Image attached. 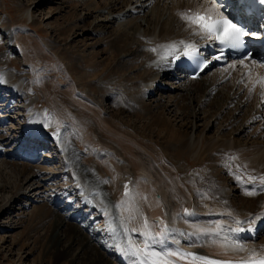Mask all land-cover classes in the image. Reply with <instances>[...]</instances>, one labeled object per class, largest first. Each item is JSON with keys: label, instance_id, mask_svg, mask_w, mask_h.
<instances>
[{"label": "bare ground", "instance_id": "obj_1", "mask_svg": "<svg viewBox=\"0 0 264 264\" xmlns=\"http://www.w3.org/2000/svg\"><path fill=\"white\" fill-rule=\"evenodd\" d=\"M58 1L41 17L60 10L66 0ZM31 3L33 0L21 9L7 43L9 47L16 45L27 63L26 74L22 75L26 85L21 84L23 81L18 83L0 65V127H3L0 128V155L12 168L28 171L27 174L35 179L33 184L37 195L43 197L40 198L43 204L38 208L41 211L39 216L43 215L42 220L49 226L42 233L36 231L35 238H31L38 243L35 245L38 248L35 264H60L73 244L78 245L80 251L66 259L64 264H134V261L138 264V259L130 253L141 250L142 256L146 250L142 234L148 232L155 236L162 229L165 233L163 243L153 245L157 251L178 249L233 264L264 257V236H259L264 230V63L256 57L255 63L252 59L245 61L244 65L230 61L210 72L202 71L198 79H191L174 69L170 61L174 52L182 51L188 45L199 47L206 39L200 27L189 23L182 15H187L190 10L191 14L198 11L217 16L223 14L220 5L214 0H76L73 3V6L80 3L88 11H105L118 24L131 29L132 40L142 47L139 49L144 55L141 53L140 58L132 60L135 64L130 69L131 77L126 80L120 76L105 79L106 85L101 82L107 92L115 91L111 100H121L120 109L128 112L124 117L133 114L140 122L144 118L138 113L150 112L156 107L165 108L173 101L180 102V111L174 112V119L181 121L183 127L189 126L190 132L179 152L195 158L206 152L211 163L198 171L199 175L207 173L209 188L204 190L202 185V195L197 191V202L192 203V191L189 190L196 183L200 188V181L189 178L184 181L182 166L166 160L169 154L164 150L165 138L145 143L140 139L142 135L135 132V126H131L129 118L125 119L127 124L119 123L117 127V120H122L121 113L113 115L101 111L97 101L85 94V90L98 92V74L105 73L103 77H109L113 69L107 72L102 67L110 62V58L114 60L125 55H119V47H115L122 42L121 49L124 50L125 46L127 49L128 35H115L109 52L105 48L94 51L97 42L89 41L80 21H76L70 25V32L64 39L75 36L74 43L92 48L93 53L88 56L78 54L77 61L66 66L55 49L46 47L37 38L39 32L35 24L40 21L31 15ZM40 4L42 1L37 0L31 9L37 10ZM118 4L121 9L116 12ZM160 19L164 23L159 25ZM80 61L84 64L83 69L78 65ZM118 70L122 71L121 67ZM73 75L77 80H82L83 75V82L71 83ZM194 83L199 85L194 86ZM163 84V90L169 89L170 93L166 92L168 99L161 103L162 93L156 96L152 91L159 90ZM29 89L35 91L36 98L26 96ZM175 91L178 93L172 95ZM198 92L194 106L201 108L207 104L208 108L202 113L189 106ZM146 97L149 98L147 102ZM38 104L47 108L55 127L50 126L49 118L42 115ZM148 118L141 124L146 122L155 126L161 123L160 119ZM200 119L204 123L194 135L192 130L196 127V120ZM45 123L48 127L43 126ZM211 124L216 131L207 135L205 129ZM53 128L57 129L53 131ZM45 142L49 143L50 150L56 146L62 155L61 162L68 168L71 183L61 180L62 183L55 186L58 173L49 172L39 164L53 158L59 161L60 155L47 156V150H43L45 158L35 160ZM175 153L174 150L176 158ZM5 158H17L18 161L7 159L9 162ZM62 173L65 174L60 171L59 175ZM238 176L244 179L239 180L240 183L236 181ZM45 185L48 188H44ZM125 185L128 186L127 195ZM236 191L237 196L234 195ZM249 191L253 194L247 195ZM16 193L20 194H15L13 202L8 201L9 206L24 204L20 197L25 196L26 191L21 184L16 187ZM4 211L1 208L0 213ZM77 217L92 229L87 231L79 226L73 221ZM236 221L242 223L238 225ZM235 228L244 230L228 231ZM60 231L68 237H64L67 243L63 245L60 244L63 240ZM30 244L32 242L23 241L19 246L23 250V246L31 248ZM30 248H24L26 256L30 255ZM107 251L114 252L117 261L109 260ZM17 259L21 264L22 258ZM163 259L169 264H200L190 257L165 256Z\"/></svg>", "mask_w": 264, "mask_h": 264}, {"label": "rangeland", "instance_id": "obj_2", "mask_svg": "<svg viewBox=\"0 0 264 264\" xmlns=\"http://www.w3.org/2000/svg\"><path fill=\"white\" fill-rule=\"evenodd\" d=\"M36 1L37 0H33V3H31V5H29V9L32 11L31 15L33 16V18L34 19L38 18L40 21L39 24H35V28L39 32V34L37 35V38L40 41H42V43H45L46 47L55 49L57 55L59 54V57H61L60 59H61L62 63L66 66H69L70 63H75V61H77L78 57H80V56H77L78 54H80V55L85 54L88 56L89 54L93 53V50L96 51V50H101L104 48L106 49L107 52H109L110 47L114 44L113 37L115 35L116 36L128 35L129 40L127 42V46H128L127 49H126V46H125L124 50L121 49L122 42L120 43V46L115 47V48L119 47L118 52H117L119 55L122 53H125V55H121L122 57L121 56L115 57L114 60H112L110 58V62H108V64L103 65L104 67H102V68H105L104 71H107V72L109 71V69H113V71L109 72V74H110L109 77L108 76L103 77L102 74H105V73L98 74L99 76H97V77H98V79H100L98 81V84H100V87L97 88L98 94L93 93L90 90H85V94H87V96L91 100L97 101V103L99 105L98 107L102 108L101 111L103 110L105 113L113 114V115L116 112L118 114L121 113L120 116L122 115L121 116L122 120H119V121L117 120V122H118V124L116 125L117 127H119V123H122V124L126 123L125 119L129 118L130 121L132 122L131 126H133V127L135 126L134 127L135 132L137 131L142 135L143 138L140 137V139L142 141H144L145 143H149V142L154 143V142H158L157 140L160 139V137H162L163 139L165 138L164 142H163L164 145H163V143H162V145L164 147L165 146L166 147L165 148L163 147V148L166 151L167 155L169 154L168 157H170L171 155L174 156V158H171L172 156L170 158L167 157L166 160L169 162V159H170L171 161L178 163L179 167L182 166L181 169L183 170V172L185 171L182 174V176L184 175L183 176L184 181H187L188 178H189V180L194 181V182H198V181L201 182L202 181L201 183L199 182L200 188H198L196 186L197 185V183H196V185L193 188H191V190H189L190 193L192 191L190 201L192 203H196L197 199L199 197V196H197V194L200 193V195H202L200 192L202 185H203L204 190L208 189L209 185H210V183L206 184V182H208V180H206L207 179V176H206L207 173L205 175L204 174L199 175L198 171L201 168L209 167L211 165V163L209 162V159L207 158L208 155L206 152L202 153L201 156L198 158H195V157L191 156L190 154H183L182 155V153L179 152L180 149L182 148V142L184 141L186 135L189 134V132H190L189 126L183 127V124H181V121H178L177 118L174 119L175 118L174 112L180 111V108H181L180 102L173 101L169 106H165V108H157L156 107L155 109L151 108L150 112L146 111V112L138 113L140 116H143L142 118H144V119L141 118L143 120V122L148 117H149L148 119H150L151 117L154 119H160V121H161L160 124L155 125V126H149L146 122H145V124H141L142 120L139 122L138 119H136L135 115H133V114L131 116L124 117L123 116L124 113H128V112H125V111L123 112L122 109H120L121 108L120 107L121 106L120 105L121 100H114V101L111 100V97L114 96L115 91H112L113 93L107 92L108 90L105 89L106 86H105V88L101 87V82H104L105 79L116 78L117 76H120V78L122 80H124V79L126 80V78H128L129 76L131 77L133 75V73H132V70H130V69H132L133 65L135 64V61L133 62L132 60L137 59V57L140 58V56L144 55V53L141 52L143 50L139 49V47L140 48H142V47L138 43H135L132 40L133 34H132L131 29L124 28L123 25L118 24L117 21H115L114 19H111L110 15L107 14L105 11H88V10H85L83 8V6H81L80 3L77 4V6H73V3L76 2V0H66L65 3H63L64 5H62L63 7L60 10L58 9V11H56L54 13H51V14L49 13V14L45 15L44 17H41V16H43V14H45L49 10L53 9L56 6L55 4L57 3L58 0H54V1L53 0H41L42 4L39 5V8L37 10H33L31 8L35 4ZM108 1H110V0H108ZM29 2H30V0H0V65L2 66V67L1 66L0 67L2 69L7 70L6 72H9L15 80L17 79L18 83H21V81H23L21 83L23 85L24 84L26 85V80L24 81L22 79V77L26 74L25 71L28 69L27 63L22 59V56L19 53L16 45L9 47V46H7V43L9 41L10 33L13 32L12 28L18 22L21 9L24 8L26 5H28ZM80 2L83 3L82 1H80ZM75 7H77V8L75 9ZM115 8H116L115 11L117 12L119 9H121V6H119V4H118L115 6ZM40 11H41V13H40ZM69 12H71V13H69ZM65 13L66 14L68 13V17L66 16ZM86 13H87V16L84 17V15ZM70 17L74 18V21ZM78 18H79V20H76ZM76 21H80L79 23H80V25H82V28L84 29V31L83 30L82 31L87 34V37H88L87 39H89V41H96L97 42V44L93 47V50H92V48L82 47L81 44H79V43H74L73 40H74L75 36L71 35L67 40L64 39V37H66V35L70 32L69 31L70 25L74 24ZM163 21H164L163 19H160L158 24L160 25V24L164 23ZM160 22H162V23H160ZM30 26L34 28V25L30 24ZM128 30H130L131 32ZM159 30H161V29H159ZM32 33H34V32H32ZM87 39H86V41H87ZM128 48H129V50H128ZM141 53H142V55H141ZM112 56H114V55L112 54ZM63 61H65V62H63ZM81 62L82 61H80V63H78V65L80 66V68L83 69L84 64ZM117 67L118 68L121 67L122 71L118 70ZM114 69L115 70L117 69V71H115ZM211 70H212V68L207 70L206 72H208V71L210 72ZM207 76H210V74H208ZM83 80H84L83 75H82V80H77L73 75L71 78V83H72V81H77L79 83H82ZM164 81H167V80L165 79ZM169 81H171V80H168V82ZM104 84H105V82H104ZM193 85L198 86L199 83H197V84L194 83ZM147 86H148V84H147ZM160 87L161 88L159 90L157 89L156 91H152V93L155 92L156 96H158L159 94L162 93L160 95L162 97L161 103H164L168 99L167 97H165V94H166V92L170 93V91H169V89L166 92L163 90L165 87L164 84L161 85ZM26 93H27L26 96H28L30 98H36L37 97L34 90L29 89V92L27 91ZM177 93L178 92L175 91L171 94L175 95ZM191 94H193V92H191ZM199 94H200L199 92L195 93V98H193L194 100L192 101L191 105H189V106L190 107L193 106L192 109L194 111L202 113L206 109H208V108H206L207 104L202 105L204 107L201 106V108H199L198 106H194L195 105L194 103H196V99H198ZM148 96H150V94ZM183 97L186 98L187 94L184 93ZM145 100L147 102L149 100V98L146 97ZM150 100H152V99H150ZM232 106L233 105H231L229 107L230 110H231ZM37 108H39L40 110L42 109L41 110L42 115H44L47 119L49 118L48 120L50 121L51 127H55L53 124L55 121H53L54 119L51 117L50 113H48L49 111L47 110V108L43 107V105H40V104H38ZM203 109H204V111H203ZM226 109L228 110V108H226ZM234 110H235V108H234ZM172 114H173V116H172ZM185 122H187V119L185 120ZM203 123H204L203 119L202 120L201 119L196 120V123H195L196 127L194 128V130H192V133L194 135H197L199 133L198 131L201 130ZM160 125H161V127H160ZM0 126H2V125L0 124ZM0 128L2 129L3 127H0ZM4 128H5V126H4ZM7 128L10 130L9 125H7ZM55 129H57V128H53V131H55ZM158 129H159V131L160 130H162V131H160V133H158L159 132ZM205 130H206L205 132L207 135L213 134L216 131L215 126L213 124H211L210 127L208 129H205ZM225 132H228V131H225ZM159 134H161V136H159ZM241 134H240V137H244V135H241ZM15 137L18 138L19 135H16ZM248 137H249V134H248ZM45 141H47V140L45 139ZM52 143H55V142H52ZM44 144H45V147L42 148V150L39 151V154H37L35 156V160H37L39 157H40L39 160H42L45 158V156L43 157V155L45 154L43 152V150L44 151L47 150V152H48V153H46L47 156L52 155L53 157H58L60 155L59 152L57 151L56 146L54 147V145H53V148H51V150H50L48 148L49 143L45 142ZM174 150L176 152L175 154H177L176 158L178 160L175 158V155L173 154ZM201 150L203 151V149H201ZM60 156L61 157L59 158V161H57L53 158V160H51L50 162H44V160H43L42 163H39L40 165H44V167L47 171L52 172V173H58V176L55 174L57 176V178H56L57 183L55 184V186L58 184H61L63 180L64 181L66 180L67 182H70V183L73 181L72 178L70 177L69 173L66 171L68 168L65 167L64 165H62V162H61L62 155H60ZM5 159L6 160L9 159L10 161L16 160V162L18 161L17 158L12 159V160L10 158H5ZM3 160L4 159L2 158V155H0V211H1V208H3V210H5L4 213H0V264H18V261H17L18 257L22 258L21 264H29V263L31 264V262L33 264H35V261L37 262V257L35 258L36 253H37L36 249L38 251V248H35V245H38V243L35 244V240L32 241L31 238H35V235H36L35 232L36 231L42 233L49 226L48 222L46 223L42 220L43 215L39 216L41 214V211L38 208L41 204H43L42 201H40V198H43V197L40 196L41 194L37 195V191H35L36 189H34L35 184H33L35 179L33 180L32 176L27 174L28 171L23 172V171H20V168H17V167L12 168V166L10 164L4 162ZM9 160H7V161H9ZM32 164H34V163H32ZM207 169H209V168H207ZM29 171L31 172L30 169H29ZM60 171L65 172V174L62 173L59 175ZM180 175H181V173H180ZM196 179H198V180H196ZM237 179H238V180H236L237 182L239 180H241V181L244 180L242 178V176H238ZM239 183H240V181H239ZM19 184H21L22 187L26 191V195L23 197H20L21 202H24V204H26V205H24V204L22 205L21 203H19V204L12 203V206H9V204H11V203H8V201L11 200L13 202L15 199V196H16L15 194H20V193H16V187ZM241 186H244V183H242ZM44 188H48L47 185H45ZM46 193H48V192H46ZM195 193H197V194H195ZM234 195H236V196L238 195L237 191L234 193ZM12 196H13V198H11ZM26 196H29V198H27ZM36 199H37V201H36ZM38 199L40 202L38 201ZM6 203H8V205H6ZM56 206L57 205H55L53 207L56 208ZM47 207H49V206H47ZM6 208H7V210H6ZM64 212H66V211H63V213ZM77 218H78V221L76 220ZM77 218L74 219L73 221L76 222L77 224H79V226L81 225L87 231L92 229L91 227H88L86 225V223L81 220L80 217H77ZM24 233L26 234V236H23ZM60 234H62L61 237L63 238V240H61L60 244L63 245L66 242L65 240L68 239V237L64 236V234L61 231H60ZM259 236L260 237L264 236V230L259 232ZM23 241H29L30 243L32 242V244H30L31 248H30V246H27V247L23 246L22 247L23 250L20 249L19 245ZM28 247L32 250L30 251V249H29V251L31 253H30V255L26 256V254H27L26 249ZM24 248H26L25 251H24ZM79 251H80V248L78 247V245L73 244V246L71 247V250H69L61 258L60 264H64L66 259L69 260L72 256L77 255V253ZM106 256L109 260H112V262H113V260L117 261V257H116V255H114V252H108ZM48 263L49 262H46L45 264H48Z\"/></svg>", "mask_w": 264, "mask_h": 264}, {"label": "snow or ice", "instance_id": "obj_3", "mask_svg": "<svg viewBox=\"0 0 264 264\" xmlns=\"http://www.w3.org/2000/svg\"><path fill=\"white\" fill-rule=\"evenodd\" d=\"M260 3L264 4V0H260ZM182 18L187 20L191 24L198 25L201 31L206 35V38L208 40H215L221 46L219 52L215 54L211 58V60L208 61L209 63H211L212 60L219 61L223 59L225 49L239 50L243 48L245 44V38L249 37L250 35L248 31L244 30L242 27H239L237 23H233V21L227 16L223 17L222 19H212L211 17L196 13L194 15H182ZM251 35L255 36L256 34L251 33ZM152 51H155V49H153ZM184 55L188 56L189 58H196L198 57L199 53L196 50H193L191 52L185 51ZM247 59L252 58L248 55H245L240 59L239 63L241 65H244V62ZM252 62L255 63L256 61L253 59ZM43 126L48 127V124L45 123ZM53 135H58V133H53ZM127 189L128 186L125 185V195H127ZM246 194L252 195L253 192L249 191ZM185 212L187 213V209H185ZM236 223L240 225L242 222L236 221ZM217 227L219 228L220 225L218 224ZM243 230V228L228 229V231L230 232ZM133 231L135 230L133 229ZM142 235H144L145 237L146 250L143 251L142 256L141 250H133L130 253V255L138 259V264H169V261L163 259V257L165 256H177L181 259L190 257L193 262H200V264H233V262L231 261L212 260L203 255H197L195 253H185L179 251L178 249L175 251L167 249L157 251L154 249L153 245L155 243H163V237L165 235L163 229L160 232L156 233L155 236L151 235V233L148 232H145ZM134 264H136L135 261ZM237 264H264V257L260 258L259 260L237 262Z\"/></svg>", "mask_w": 264, "mask_h": 264}]
</instances>
